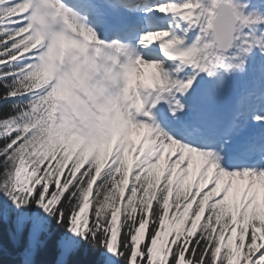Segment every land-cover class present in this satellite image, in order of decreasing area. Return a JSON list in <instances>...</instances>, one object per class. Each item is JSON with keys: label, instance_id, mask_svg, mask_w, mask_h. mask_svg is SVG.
I'll return each instance as SVG.
<instances>
[{"label": "snow or ice", "instance_id": "snow-or-ice-1", "mask_svg": "<svg viewBox=\"0 0 264 264\" xmlns=\"http://www.w3.org/2000/svg\"><path fill=\"white\" fill-rule=\"evenodd\" d=\"M8 242L264 264V0H0V264Z\"/></svg>", "mask_w": 264, "mask_h": 264}, {"label": "trees", "instance_id": "trees-1", "mask_svg": "<svg viewBox=\"0 0 264 264\" xmlns=\"http://www.w3.org/2000/svg\"><path fill=\"white\" fill-rule=\"evenodd\" d=\"M42 259L46 262H51L52 260H54V257L51 255H46L42 257ZM17 260L18 256L16 255L15 245L11 242H8L4 250L3 264H15Z\"/></svg>", "mask_w": 264, "mask_h": 264}]
</instances>
